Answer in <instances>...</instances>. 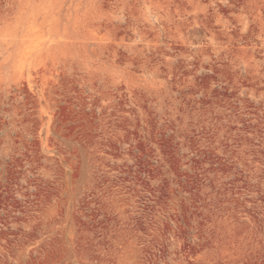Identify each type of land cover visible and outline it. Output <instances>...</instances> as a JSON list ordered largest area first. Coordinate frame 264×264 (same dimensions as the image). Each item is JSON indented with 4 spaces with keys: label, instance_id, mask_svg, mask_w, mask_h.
<instances>
[{
    "label": "rangeland",
    "instance_id": "1",
    "mask_svg": "<svg viewBox=\"0 0 264 264\" xmlns=\"http://www.w3.org/2000/svg\"><path fill=\"white\" fill-rule=\"evenodd\" d=\"M0 264H264V0H0Z\"/></svg>",
    "mask_w": 264,
    "mask_h": 264
}]
</instances>
